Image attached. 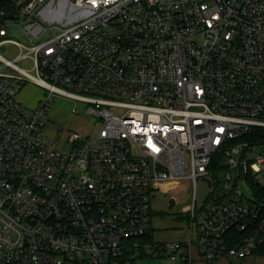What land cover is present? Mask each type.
Returning <instances> with one entry per match:
<instances>
[{"label": "built area", "instance_id": "1", "mask_svg": "<svg viewBox=\"0 0 264 264\" xmlns=\"http://www.w3.org/2000/svg\"><path fill=\"white\" fill-rule=\"evenodd\" d=\"M28 82L47 92L35 107ZM52 95L89 104L98 131L42 134ZM259 128L264 0H0V264L253 256L264 218L238 183L264 185ZM185 179L190 237L154 242L153 196Z\"/></svg>", "mask_w": 264, "mask_h": 264}, {"label": "rangeland", "instance_id": "2", "mask_svg": "<svg viewBox=\"0 0 264 264\" xmlns=\"http://www.w3.org/2000/svg\"><path fill=\"white\" fill-rule=\"evenodd\" d=\"M9 35L22 43L28 44V38L24 36L20 26H13ZM4 53L12 57L17 53V47L12 43L5 44ZM21 66L31 69L32 61L23 59L19 62ZM46 90L43 87L33 83H26L21 91L17 94V98L29 107H35L38 102L46 97ZM20 95L23 98L20 99ZM52 102L47 115V125L42 134H48L55 139H60L61 135L57 128H51V124L62 128V132L81 131L89 134L93 129L96 133L100 128V124H96V120L89 113V104L62 97L52 95ZM261 149L258 148V151ZM264 178V173L262 174ZM189 188H185V185ZM239 188L244 193L245 198L254 199L252 189L245 181L240 180ZM193 184L188 179L182 181L180 189H170L168 192H157L153 196V218L150 224L152 230V240L154 242H167L173 240H185L189 234V219L187 218L186 208L193 202V199L187 197L191 194ZM197 203L201 206L208 198L210 185L207 178L200 177L197 180ZM174 197L175 199H173ZM233 264H264V256H251L244 261L238 259H230ZM149 259L142 260L139 264H152ZM215 264H225L224 259L219 260Z\"/></svg>", "mask_w": 264, "mask_h": 264}, {"label": "trees", "instance_id": "3", "mask_svg": "<svg viewBox=\"0 0 264 264\" xmlns=\"http://www.w3.org/2000/svg\"><path fill=\"white\" fill-rule=\"evenodd\" d=\"M259 133V137L260 139H263L264 137V128H259L257 129ZM218 158H221V154L218 155ZM249 180V186L251 187L253 194L255 196V199L257 200V203L260 207V215L258 217V219H256L254 221V226L259 227V223L261 221L262 218H264V185L261 184L260 182H258L257 180L253 179L252 177H250ZM245 230H239V228H233V230L229 231V235H231L232 237H236L235 240L238 241L240 240L244 235H245ZM264 235V232H263ZM231 241L230 245L233 246L235 245L236 241ZM253 256H264V244L260 245L258 247L257 250H255V252L253 253ZM249 258V257H247ZM246 258L242 259L245 260Z\"/></svg>", "mask_w": 264, "mask_h": 264}, {"label": "crops", "instance_id": "4", "mask_svg": "<svg viewBox=\"0 0 264 264\" xmlns=\"http://www.w3.org/2000/svg\"><path fill=\"white\" fill-rule=\"evenodd\" d=\"M21 98H23V96H21L20 95V99ZM39 103V102H38ZM38 105V104H37ZM189 186L186 184L185 185V188H188ZM180 189V188H179ZM190 237V231H189V234H187V237L185 238V240L186 239H188ZM221 259H224V261H225V264H233V262L232 261H230V259H233V258H221ZM221 259H218V260H216L215 262H213L212 264H215V263H217L219 260H221ZM241 261H244V260H241ZM194 264H209V263H206V262H204L203 260H196L195 262H194Z\"/></svg>", "mask_w": 264, "mask_h": 264}]
</instances>
